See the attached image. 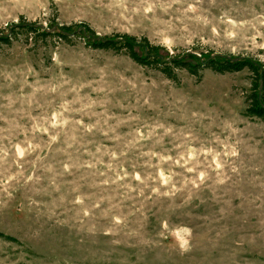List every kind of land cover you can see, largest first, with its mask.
<instances>
[{
    "label": "rangeland",
    "instance_id": "obj_1",
    "mask_svg": "<svg viewBox=\"0 0 264 264\" xmlns=\"http://www.w3.org/2000/svg\"><path fill=\"white\" fill-rule=\"evenodd\" d=\"M264 68V0H0ZM0 45V264H264V122L242 69L168 79L76 37Z\"/></svg>",
    "mask_w": 264,
    "mask_h": 264
},
{
    "label": "trees",
    "instance_id": "obj_2",
    "mask_svg": "<svg viewBox=\"0 0 264 264\" xmlns=\"http://www.w3.org/2000/svg\"><path fill=\"white\" fill-rule=\"evenodd\" d=\"M20 35L27 43L45 40L55 35L68 43L71 38H80L86 45L94 49L122 52L140 66L150 67L162 73L168 79H175L177 71L184 70L197 75L200 70L209 69L215 73L235 72L242 69L249 70L252 76V91L246 97V114L264 122V68L261 63L245 57H225L213 55L204 60L195 59L191 52L184 55H173L164 47L151 43L147 38H138L127 33L100 35L85 23L62 24L53 28H43L35 21H28L23 17L7 28L0 29V45H9L18 41ZM0 236L9 238L0 233Z\"/></svg>",
    "mask_w": 264,
    "mask_h": 264
}]
</instances>
